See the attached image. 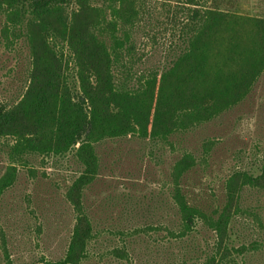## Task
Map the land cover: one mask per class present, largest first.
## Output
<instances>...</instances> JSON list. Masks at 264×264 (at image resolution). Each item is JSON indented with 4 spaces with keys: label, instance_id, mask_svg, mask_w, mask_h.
<instances>
[{
    "label": "trees",
    "instance_id": "obj_1",
    "mask_svg": "<svg viewBox=\"0 0 264 264\" xmlns=\"http://www.w3.org/2000/svg\"><path fill=\"white\" fill-rule=\"evenodd\" d=\"M159 1L177 4L165 10L175 47L162 69L139 73L135 37L154 30L158 15L147 0H0V47L23 40L31 61L21 97L0 102V144L7 149L0 200L21 168L33 170V158L71 156L79 168L66 191L74 225L65 255L34 264L90 263L94 227L82 199L98 176L97 145L135 137L171 146L239 105L264 74V18L240 14L239 0ZM195 166L185 153L170 169L175 217L172 226L163 224L165 242L185 248L200 230L212 233L214 251L203 264H243L244 254H264V237L249 248L228 242L243 190L264 189V158L257 177L235 173L227 180L224 204L212 211L190 203L184 191ZM111 256L130 262L121 249Z\"/></svg>",
    "mask_w": 264,
    "mask_h": 264
},
{
    "label": "rangeland",
    "instance_id": "obj_2",
    "mask_svg": "<svg viewBox=\"0 0 264 264\" xmlns=\"http://www.w3.org/2000/svg\"><path fill=\"white\" fill-rule=\"evenodd\" d=\"M147 1L156 6L158 15L152 22L154 30L135 37L139 73L162 69L176 40L169 26L170 11L165 10L177 4ZM239 4L240 14L264 18V0H239ZM30 67L23 40L0 47V102L13 103L21 97ZM4 144H0V177L7 164ZM96 152L98 176L82 199L94 227L89 264H203L214 251L212 233L200 230L185 248L165 242L163 224L172 226L175 217L166 188L170 169L183 154L194 155L196 166L183 179L184 191L190 203L209 211L223 206L225 184L233 174L259 175L264 158V74L239 105L173 138L171 146L131 137L106 140ZM30 165L33 170L21 168L0 200V264L58 261L70 241L74 210L66 191L78 166L71 156L36 157ZM239 205L228 241L235 249L263 240L264 189L246 187ZM112 249L124 250L130 262L113 258ZM242 259L243 264H264L261 251Z\"/></svg>",
    "mask_w": 264,
    "mask_h": 264
}]
</instances>
